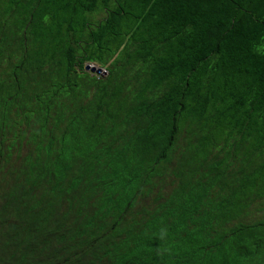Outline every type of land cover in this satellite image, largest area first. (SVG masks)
I'll return each instance as SVG.
<instances>
[{
	"label": "trees",
	"instance_id": "trees-1",
	"mask_svg": "<svg viewBox=\"0 0 264 264\" xmlns=\"http://www.w3.org/2000/svg\"><path fill=\"white\" fill-rule=\"evenodd\" d=\"M0 264H264V0H0Z\"/></svg>",
	"mask_w": 264,
	"mask_h": 264
},
{
	"label": "water",
	"instance_id": "water-1",
	"mask_svg": "<svg viewBox=\"0 0 264 264\" xmlns=\"http://www.w3.org/2000/svg\"><path fill=\"white\" fill-rule=\"evenodd\" d=\"M86 71H90L91 73H95L97 75H100L104 77L106 75V72L102 70L100 67H97L95 65H86L85 66Z\"/></svg>",
	"mask_w": 264,
	"mask_h": 264
},
{
	"label": "rangeland",
	"instance_id": "rangeland-1",
	"mask_svg": "<svg viewBox=\"0 0 264 264\" xmlns=\"http://www.w3.org/2000/svg\"><path fill=\"white\" fill-rule=\"evenodd\" d=\"M11 164V163H10Z\"/></svg>",
	"mask_w": 264,
	"mask_h": 264
}]
</instances>
